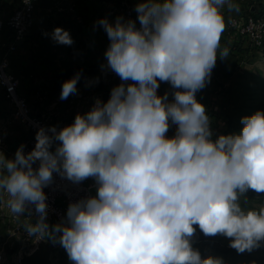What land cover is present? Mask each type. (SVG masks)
<instances>
[{"label":"clouds","instance_id":"obj_1","mask_svg":"<svg viewBox=\"0 0 264 264\" xmlns=\"http://www.w3.org/2000/svg\"><path fill=\"white\" fill-rule=\"evenodd\" d=\"M225 6L236 7L233 0H140L139 27L122 16L98 21L110 41L105 67L121 81L107 102L96 99L60 130L39 128L27 154L23 144L14 158L0 153V196L14 216H36L27 235L58 242L71 264H226L193 247L197 228L227 238L238 253L264 246V204L250 207L246 196L264 193V110L241 117L238 133L213 139L196 98L217 59L229 55L220 49ZM51 37L73 44L60 27ZM79 79L63 83L61 100L77 93ZM161 82L171 100L158 95ZM54 174L73 185L91 178L96 192L50 225L44 189Z\"/></svg>","mask_w":264,"mask_h":264},{"label":"rangeland","instance_id":"obj_2","mask_svg":"<svg viewBox=\"0 0 264 264\" xmlns=\"http://www.w3.org/2000/svg\"><path fill=\"white\" fill-rule=\"evenodd\" d=\"M43 2L42 6L38 2L37 12H35L37 15L40 9L44 10L41 27L39 30L35 26L33 28V32H38L36 46L32 50L23 46L16 54L7 57L12 73L20 81V95L28 100L33 111L54 125H63L75 118L78 113L84 114L91 110L96 99L107 102L110 96L106 95L104 90L77 87L76 94L70 95L65 100L60 99V93L55 91L58 84L57 76L77 67L73 63L76 59L74 57H79V53L67 52L72 44L61 48L65 49L66 52L64 53L51 54L49 51L57 48L58 45L51 37L53 30L60 27L69 32L73 43L75 40L79 43L80 39H74L73 32H105L98 24L100 19L107 18L113 24L119 16L127 20L126 11L131 6L135 8L137 3L135 0H43ZM85 3L88 4L87 8L83 7ZM260 3L264 4V0H246L243 3H238L237 8L249 9ZM83 10L92 11L96 13L97 17H85ZM37 18L36 16L34 20L37 21ZM224 48L229 50L228 57L219 58V69H215L211 73L210 82L198 92H210L217 96L219 100L217 110L221 111V118L224 121V131L221 134H229L238 133L242 128L241 117L252 114L244 108L239 110L237 105L248 107L259 104L255 101L250 102L251 100L245 101L244 104L237 102V95H247L245 98L251 99L255 94L262 92V86H264V54L259 57L257 55V59L255 55L251 54L240 55L238 50L230 47L226 37L220 40V49L223 50ZM22 51L23 53L20 55ZM255 61L261 64L258 65ZM165 92L171 95L170 85L162 89V95ZM7 109V104L0 99V138L2 139L0 144L3 148L10 145L8 141L10 135L7 134L6 122L9 120L16 130L14 144L19 140L18 136L21 130L20 124L9 118L10 111ZM174 133L175 126H172L167 135L171 137ZM2 153L6 155L5 150ZM95 192L96 190H93L92 195H95ZM246 196L250 207H259L264 204V193L258 194L249 190ZM7 216L0 213V264H20L19 235L13 234V224ZM192 243L193 247L199 250L202 258L208 256L221 257L226 264H264V246L251 252L238 253L229 246L227 238L220 235L206 237L198 228L192 238ZM50 260L51 264H71L61 245H56L53 248Z\"/></svg>","mask_w":264,"mask_h":264},{"label":"built area","instance_id":"obj_3","mask_svg":"<svg viewBox=\"0 0 264 264\" xmlns=\"http://www.w3.org/2000/svg\"><path fill=\"white\" fill-rule=\"evenodd\" d=\"M39 0H0V99L8 106L10 118L20 124L19 140L16 149L7 158H14L15 152L20 145H24V152H30L36 143L35 135L39 128L55 126L57 130L70 125L74 119L63 125H54L42 115L33 111L28 100L20 95V81L12 73L8 55L16 54L28 42L34 28V16ZM8 7V15L1 13L2 7ZM134 7L126 11V19L137 21V13ZM256 7L240 9L228 24L230 37L229 43L232 49L238 50L240 55H252L254 52H264V16L255 12ZM110 96V95H108ZM216 112V108L209 109ZM221 126H224L222 120ZM54 150V149H53ZM36 167V165H34ZM95 182L89 178L79 185H73L70 181L61 179L54 174L53 185L44 189L48 203V223L55 224L66 215V210L71 202L92 195ZM7 197L0 196V213L8 215V220L13 224V234L19 235V259L30 254L40 244L52 245V250L58 242H54L47 235L29 236L25 231L27 223H34L36 216H14L7 207Z\"/></svg>","mask_w":264,"mask_h":264},{"label":"crops","instance_id":"obj_4","mask_svg":"<svg viewBox=\"0 0 264 264\" xmlns=\"http://www.w3.org/2000/svg\"><path fill=\"white\" fill-rule=\"evenodd\" d=\"M135 1H136V3L140 2V0H135ZM245 1L246 0H233L234 5L236 6L234 9L229 10L227 8V6H225V8H223L221 10L222 14L224 16L225 25H226L225 26V30L222 33L221 39L226 37L228 40H230L231 36H228V32H229L228 24H229V21H230V19L233 16H235L237 11H239L241 9L239 7L237 8V4L238 3H243ZM43 3H44L43 0H39L40 6H42ZM87 5L88 4L85 3L83 7L87 8ZM36 12H37V9H36ZM43 12H44V10L40 9V11H38V14L36 13L37 15H35V17H34V18H36V16L38 17L37 21L34 20V26L36 27L37 30H39V27H41V25H42L41 23H42V21L44 19ZM1 13L3 15H8V7L7 6H3ZM83 15H85V17H97L96 13H93L92 11H87V10H85V11L83 10ZM72 35H73L74 39H80L79 43L75 40L73 45H72L73 47L71 46L68 49V51H67L68 53L69 52L79 53V57H74L76 59H74L73 65L74 66L85 67V68H98L100 70V72H101V75L103 76V78L105 79L106 82H107V79H108V82L110 80V82H109L110 84L115 85V86L119 85L121 83L120 78L115 73H113L110 69H107L105 67L107 62H106V58H105L104 54H105V51H106V49L108 48V46L110 44V41H109V39L107 37L106 32H102V31L101 32H73ZM37 36H38V32H33L31 37L28 39V42L24 45V47H27L28 49L32 50L36 46L35 43H36ZM64 47H66V45L58 44L57 48H55L53 50H50L49 52L51 54L64 53V52H66L65 49H61V48H64ZM23 51H25L24 48H23ZM23 51L20 52V55L23 53ZM43 52H45V51H43ZM262 54H264V52H254L252 55H255L256 59H257ZM257 55H258V57H257ZM17 56H19V55H17ZM219 62H220V59L218 58L217 62H216V65H215L214 69L212 70V72L215 71V69H219L218 68L219 67ZM255 63L258 64V65L261 64L258 61H255ZM259 81H261V80H259ZM252 85H255V84H252ZM167 86H169L168 83L161 82L160 83V87H159L160 92L158 93V95L163 96L161 91H162L163 88H165ZM262 87H263L262 88V92L259 93V94H255L253 97H251V99H249V98L246 99L245 96H247V95H243V94L237 95V102L239 101L240 103L244 104L245 101L251 100L250 102L255 101V103L259 102V104L250 105L248 107H244V106H241V105L238 106L237 105V108H239V110L240 109L242 110L244 108V110H247V111L251 112L252 114L254 113V111L264 110V86H262ZM171 97L172 96L169 95V100L172 99ZM199 98L200 99H204L205 101H209L208 104L207 103L205 104L206 110L207 109L209 110L210 106L215 107L216 110H217V108L219 106L218 105L219 100H218V98H217V96L215 94H211L210 92H201V93H199ZM217 112H218V115H219V120H220V122H222L223 119L221 118V114H220L221 111L218 110ZM8 115H9V118H10V114H8ZM6 125L8 126L6 128L7 129V134L10 135L9 136V140H8L10 145H8V146H11V148H8V146L3 148L2 144H0V153H2L3 150H5L6 151V155L5 156L8 157V155L10 153H12L13 150L16 149L17 143L14 144V141H15L14 137L16 135L15 134L16 130L14 128V125L10 124L9 120H8V122H6ZM215 130H216L215 128L212 129L213 134H214L213 135V139L216 138V137H214V136H216V131ZM1 142H2V139L0 138V143ZM13 144H14V147H13Z\"/></svg>","mask_w":264,"mask_h":264},{"label":"water","instance_id":"obj_5","mask_svg":"<svg viewBox=\"0 0 264 264\" xmlns=\"http://www.w3.org/2000/svg\"><path fill=\"white\" fill-rule=\"evenodd\" d=\"M77 74H80L77 87L102 91L107 86V82L98 68L77 66L57 76L58 84L55 89L56 93H61L63 83ZM51 251V244L42 243L30 254L24 255L20 260V264H51Z\"/></svg>","mask_w":264,"mask_h":264},{"label":"trees","instance_id":"obj_6","mask_svg":"<svg viewBox=\"0 0 264 264\" xmlns=\"http://www.w3.org/2000/svg\"><path fill=\"white\" fill-rule=\"evenodd\" d=\"M255 12H257V14L259 15V16H264V4H258L257 6H256V10H254ZM113 87H115V85H112V84H110L109 82L107 83V86H106V88L104 89V92H105V94L106 95H110V93H111V89L113 88ZM196 98H197V100H198V102H200L201 104H203L204 106H205V104L207 103L208 104V102L209 101H205L204 99H200L199 98V92L198 93H196ZM210 108H211V106H210ZM218 111V110H217ZM212 112V111H210V110H206V112H207V115L209 116V118H210V121H211V130L213 129V128H215L216 130V136H214V137H217L218 135H220L223 131H224V128H223V126H221V122H220V120H219V115H218V112Z\"/></svg>","mask_w":264,"mask_h":264}]
</instances>
